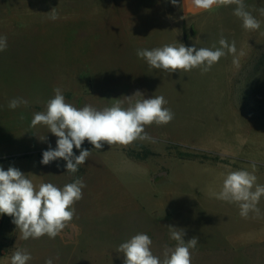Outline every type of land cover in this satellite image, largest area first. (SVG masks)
<instances>
[{
  "label": "rangeland",
  "instance_id": "1",
  "mask_svg": "<svg viewBox=\"0 0 264 264\" xmlns=\"http://www.w3.org/2000/svg\"><path fill=\"white\" fill-rule=\"evenodd\" d=\"M4 3L17 7L11 14L0 10V36L7 37V48L0 51V160L43 152L49 144L56 147L57 138L40 131L46 126H30L33 114L46 109L56 87L77 108L102 109L118 101L127 107L126 96L137 90L146 98L163 95L174 118L166 125L146 126L152 140L105 144L102 150L85 141L82 147L92 152L74 174L66 172L62 159L51 162L53 168L37 156L0 161L5 170L14 166L37 186L51 182L62 188L76 178L86 185L74 205L71 223L79 229L75 241L59 235L23 240L6 215L0 225V264H10L17 249L31 254L28 264L48 259L52 264H123L116 249L137 233L149 235L155 255H161L165 245L174 247L169 225L183 228L185 240L198 236L192 264H264V197L257 205L258 216L242 218L236 204L209 195V190L219 191L221 173L252 171L253 163L257 182L264 185V121L249 119L241 111L242 98L264 110V41L242 44L245 54H236L238 65L226 54L207 73L193 69L170 75L151 68L137 50L163 46L156 39L170 33L168 25L158 23L161 19L177 20L178 38L194 34L180 23L178 3L129 0L127 6L96 12L90 26L79 20L89 12L73 11V0H0V6ZM31 3L54 5L29 14L24 4ZM244 4L248 10L249 1ZM235 8L227 10L220 28L236 31L241 19H235ZM53 11L55 20L50 18ZM220 28L211 33L216 35ZM241 29L248 39L249 31ZM194 45L220 47L204 37L188 47ZM14 98L28 103L10 109ZM180 153L219 159H181Z\"/></svg>",
  "mask_w": 264,
  "mask_h": 264
},
{
  "label": "clouds",
  "instance_id": "2",
  "mask_svg": "<svg viewBox=\"0 0 264 264\" xmlns=\"http://www.w3.org/2000/svg\"><path fill=\"white\" fill-rule=\"evenodd\" d=\"M170 3L176 6L178 0H170ZM192 4L205 11L211 10L213 6L236 5L234 15L241 19L245 30L260 28V21L246 10L244 0H192ZM260 13L264 15V8L260 9ZM50 18L57 19L54 11ZM219 45V48H198L183 43L166 44L151 50H137V56L143 58L151 68L170 75L193 69H200L202 74L207 73L226 54H232L233 63L238 65L235 41L230 44L221 37ZM6 48L7 37L0 36V51ZM244 54L243 50L239 52V56ZM54 93V97L47 101L46 109L33 114L30 126L35 128L44 125L48 133L57 138L55 148L49 144L47 150L42 152L40 163L49 165L62 159L66 162V172L73 174L91 155L92 150L82 147L85 141L93 149L102 150L105 144L128 146L137 140H152L145 131L146 126L166 125L174 118L172 110L166 107L168 101L163 95L146 98L144 93L137 90L131 96H126L129 101L127 107L118 101L97 109L92 105L77 108L66 102L59 87L54 89ZM134 97L142 98L133 100ZM27 103L22 98H14L9 101L8 107L15 110ZM39 139L46 141L47 136ZM74 148L79 151L78 155ZM251 167L252 171L230 170L221 173L219 191L209 190V195L214 198L236 204L242 218H248L249 213L258 216L260 209L257 205L264 197V185L257 182L255 175L257 165L253 163ZM84 187L86 185L82 178H76L62 188L51 182H41L37 186L18 168L10 166L5 170L0 166V215L12 217V223L19 229L23 240L39 239L45 235L54 239L73 221L76 211L74 205L82 199ZM167 227L170 239L175 241L174 247L165 245L162 254L155 255L152 251L153 240L149 235L137 233L116 249L123 256V264H192V250L199 242L198 236L185 240L186 231L183 228ZM31 259L30 253L17 249L10 258V264H28ZM45 264H52V260H46Z\"/></svg>",
  "mask_w": 264,
  "mask_h": 264
},
{
  "label": "crops",
  "instance_id": "3",
  "mask_svg": "<svg viewBox=\"0 0 264 264\" xmlns=\"http://www.w3.org/2000/svg\"><path fill=\"white\" fill-rule=\"evenodd\" d=\"M128 1L129 0H73L72 9L75 12H82V11L89 12L88 18L80 17L79 20L84 21L87 25L90 26L94 24L96 21L94 18V16L98 14L96 12H103L104 10H108V9L112 10L117 5H120L122 7L127 6ZM248 1L250 3V7L248 8L247 11L251 12V14L257 20L260 21V28L255 31H249L248 39L246 38L244 34H242L241 21L237 24L236 27L238 28H236V31L220 28L224 26V23L226 20L224 17H226L227 10H230V7H232L233 5L213 6L211 10L205 11V10L197 9L192 4V0H178V7L180 11L179 21L180 23L185 24L187 27H189V29H191V31H193L194 34L192 36H188V37L181 36V38H178L176 34V28H175L177 20L176 19H163V20L161 19L160 22L158 23H161V24L163 23L166 26L168 25L169 27L168 33L170 34L169 35H166V34L159 35V37L156 40H159L158 42H161L163 46L166 44L179 45V43H183L185 46H189L193 44V42L198 41V39H200L201 37L206 38L210 42L216 41L219 44L220 38L223 37L230 44L232 41H235V44H237L236 48H237V55H238L239 52L241 51L242 44L246 42L261 43L262 41H264V15H261L260 13V9L264 8V0H248ZM136 2L145 4V0H136ZM31 4H24V9L27 10V12H30L29 14H38V13L46 12L47 10L50 9V7L54 5V4H51L50 6V4L48 3L46 4L37 3V5L36 4L31 5ZM1 5L2 6H0V10L2 9V11L7 14H11V12L14 10V7H17V6L11 5L10 3H4ZM60 8L61 10H64L65 4L62 3ZM181 17H184V19H181ZM235 19L239 20L240 18L236 17ZM216 27L217 28L219 27L220 29H217V34L213 35L211 32ZM210 28H212V30H210ZM206 31H208V33H206ZM126 32L128 33V30H126ZM243 51L245 52V50ZM40 129H41L40 131H45V132H47L48 130V129H45L44 127L43 128L41 127ZM37 153H42V151L38 149L33 152L22 153L19 155L31 154L32 156L30 157H34L36 156ZM49 165L52 168L54 167L53 164H49ZM66 227L59 234V236L62 238H67V240L74 239L75 241L76 237L79 235V229L73 223L68 224Z\"/></svg>",
  "mask_w": 264,
  "mask_h": 264
},
{
  "label": "trees",
  "instance_id": "4",
  "mask_svg": "<svg viewBox=\"0 0 264 264\" xmlns=\"http://www.w3.org/2000/svg\"><path fill=\"white\" fill-rule=\"evenodd\" d=\"M241 111L242 113L249 119H255V120H261L264 121V110H260L257 108H252L245 99L242 98L241 101ZM32 156L31 154H25L20 156H15L9 159L0 160V161H6V160H16V159H23ZM37 158L39 160H42V153L36 154ZM181 159H199V161H217L219 157L217 155L207 154V153H194V154H179ZM3 217H6V215H2L0 218V225L2 224Z\"/></svg>",
  "mask_w": 264,
  "mask_h": 264
}]
</instances>
